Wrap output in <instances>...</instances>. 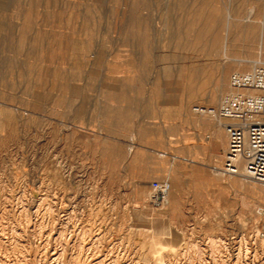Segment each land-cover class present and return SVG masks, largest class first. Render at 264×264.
I'll use <instances>...</instances> for the list:
<instances>
[{
    "label": "rangeland",
    "instance_id": "rangeland-1",
    "mask_svg": "<svg viewBox=\"0 0 264 264\" xmlns=\"http://www.w3.org/2000/svg\"><path fill=\"white\" fill-rule=\"evenodd\" d=\"M248 59L264 0H0V264H230L243 232L264 264V182L221 171L193 109Z\"/></svg>",
    "mask_w": 264,
    "mask_h": 264
},
{
    "label": "built area",
    "instance_id": "built-area-1",
    "mask_svg": "<svg viewBox=\"0 0 264 264\" xmlns=\"http://www.w3.org/2000/svg\"><path fill=\"white\" fill-rule=\"evenodd\" d=\"M230 85L231 90L217 106L196 104L193 109L224 121L228 146L221 171L226 175L241 174L264 182V64L232 72ZM151 187L149 202L152 205L160 207L169 202L172 189L169 178L153 179ZM249 238L255 245L259 242L263 245L264 255V224L257 225ZM222 241L228 250L225 254L228 263L246 264V233ZM215 261L210 252L205 263L216 264Z\"/></svg>",
    "mask_w": 264,
    "mask_h": 264
},
{
    "label": "crops",
    "instance_id": "crops-1",
    "mask_svg": "<svg viewBox=\"0 0 264 264\" xmlns=\"http://www.w3.org/2000/svg\"><path fill=\"white\" fill-rule=\"evenodd\" d=\"M214 131H215V135H224V126L223 123L221 125H217V122L214 123V127H213ZM165 132V129H164ZM208 153L210 154V156L214 155V154H218L219 152L225 151V147L223 145L220 146H216V144L213 141H209L208 144Z\"/></svg>",
    "mask_w": 264,
    "mask_h": 264
},
{
    "label": "bare ground",
    "instance_id": "bare-ground-1",
    "mask_svg": "<svg viewBox=\"0 0 264 264\" xmlns=\"http://www.w3.org/2000/svg\"><path fill=\"white\" fill-rule=\"evenodd\" d=\"M250 28H251V30L250 31H252V35H253V32L256 30V29H258L257 28V25L256 24H252V26H249ZM248 30H249V28H248ZM257 31H255L254 33H256ZM250 34V35H251ZM247 35V34H246ZM249 35V34H248ZM251 35V36H252ZM255 35V34H254ZM253 35V36H254ZM263 40V39H262ZM248 61H250V62H254V63H256V62H264V59H248ZM255 65V64H254ZM259 65V64H258ZM223 123V126H224V121L222 120V119H218V121H217V125H221ZM214 167V166H213ZM242 176V175H241ZM47 179V178H46ZM39 206V205H38ZM263 210V209H262ZM98 237V236H97ZM94 239V238H93ZM101 262V261H100Z\"/></svg>",
    "mask_w": 264,
    "mask_h": 264
}]
</instances>
